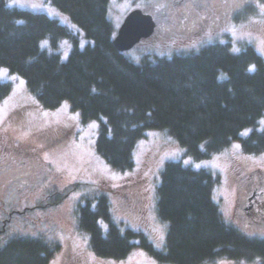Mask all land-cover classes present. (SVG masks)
Listing matches in <instances>:
<instances>
[{"label": "trees", "instance_id": "1", "mask_svg": "<svg viewBox=\"0 0 264 264\" xmlns=\"http://www.w3.org/2000/svg\"><path fill=\"white\" fill-rule=\"evenodd\" d=\"M90 41L41 13L9 8L0 0V68L21 76L41 105L54 110L68 102L82 123L99 122L95 148L113 169L133 167V151L148 130H166L195 161H203L240 140L243 153L264 152V58L252 46L214 43L198 52L154 57L135 63L115 47L109 0H48ZM264 3V0H263ZM238 17H249L247 10ZM48 40L72 46L68 58L40 49ZM12 88L0 83V102ZM252 131L241 139L247 128ZM219 177L181 162H167L156 188L155 212L166 224L162 250L146 235L115 224L101 195L77 207V230L102 259L124 260L140 247L159 264H205L215 259L264 264V239L244 236L224 221L214 202ZM95 200L93 209L92 202ZM106 225V230L101 226ZM3 233L0 231V240ZM60 244L45 238L12 237L0 242V264H50Z\"/></svg>", "mask_w": 264, "mask_h": 264}, {"label": "rangeland", "instance_id": "2", "mask_svg": "<svg viewBox=\"0 0 264 264\" xmlns=\"http://www.w3.org/2000/svg\"><path fill=\"white\" fill-rule=\"evenodd\" d=\"M7 4L58 21L78 36L81 50L90 44L69 16L48 0H8ZM249 6L247 13L253 14L238 19ZM132 11L150 15L155 23L151 38L124 53L135 63L198 52L207 45L227 41L233 54L248 44L264 58L263 0H109L107 16L114 37ZM179 23L183 28L176 30L174 26ZM71 48L68 40L60 41L56 48L48 40L40 42L41 50L58 53L62 62ZM0 83L12 88L0 102L1 243L16 236L57 242L60 250L50 264H159L140 247H134L124 260L95 256L87 237L77 230V207L85 198L107 197L115 224L146 235L156 250H162L166 224L156 216V188L165 163L176 161L218 176L213 199L224 221L246 237L264 239V220L253 219L243 211L244 199L258 184L264 185V152L245 154L240 140H234L210 158L195 161L166 130H148L134 148L132 169L116 171L96 152L98 121L82 123L80 113L67 101L54 110L45 109L28 91L25 80L5 67L0 68ZM263 126L264 118L259 128ZM251 131V127L245 129L240 138ZM255 199L259 201L258 195ZM101 226L106 230L105 224ZM258 262L219 258L205 264Z\"/></svg>", "mask_w": 264, "mask_h": 264}, {"label": "water", "instance_id": "3", "mask_svg": "<svg viewBox=\"0 0 264 264\" xmlns=\"http://www.w3.org/2000/svg\"><path fill=\"white\" fill-rule=\"evenodd\" d=\"M154 30L155 23L150 15L140 11H132L126 16L113 43L118 51L125 53L141 40L150 38Z\"/></svg>", "mask_w": 264, "mask_h": 264}, {"label": "flooded vegetation", "instance_id": "4", "mask_svg": "<svg viewBox=\"0 0 264 264\" xmlns=\"http://www.w3.org/2000/svg\"><path fill=\"white\" fill-rule=\"evenodd\" d=\"M203 23L207 24L206 21H203ZM174 28L176 30L177 29L181 30L183 28V25L181 23L175 24ZM154 32H155V30H154ZM153 35H154V33H153ZM159 38H161L160 35H159ZM256 192H261V193L256 194ZM247 193H248V191H246V194ZM257 195H258L259 201H257L255 199L257 197ZM263 198H264V185L262 186L261 183H260L254 189V191L251 194V196L246 197V199H244V205H245L244 208H243L244 213H246L248 216H250L253 219L264 220V218H263L264 217V201H262Z\"/></svg>", "mask_w": 264, "mask_h": 264}]
</instances>
